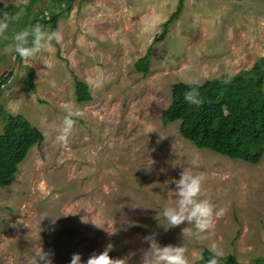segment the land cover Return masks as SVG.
Returning <instances> with one entry per match:
<instances>
[{
	"label": "rangeland",
	"instance_id": "obj_1",
	"mask_svg": "<svg viewBox=\"0 0 264 264\" xmlns=\"http://www.w3.org/2000/svg\"><path fill=\"white\" fill-rule=\"evenodd\" d=\"M2 1L15 4L19 18L0 38V130L5 110L22 114L43 138L0 186V264H31L41 248L52 264H71L75 253L86 264L109 243L111 257L140 264L142 238L152 233L161 246H183L189 264L213 243L241 264L264 256V152L256 163L231 159L182 137L178 120L159 119L172 82L232 74L264 56V0H183L161 39L177 0ZM54 12L62 42L53 41L42 61L24 62L10 50L12 37ZM144 53L146 72L134 66ZM28 66L33 90L23 80ZM76 79L87 84L89 101L74 99ZM66 108L83 115L62 144ZM184 168L204 175L201 198L227 210L202 238L183 236L187 223L162 226L163 209L178 199L170 181Z\"/></svg>",
	"mask_w": 264,
	"mask_h": 264
},
{
	"label": "trees",
	"instance_id": "obj_2",
	"mask_svg": "<svg viewBox=\"0 0 264 264\" xmlns=\"http://www.w3.org/2000/svg\"><path fill=\"white\" fill-rule=\"evenodd\" d=\"M32 0H28L31 2ZM27 2V3H28ZM27 3L24 5L27 6ZM183 0H177L175 8L161 23L156 39H161L167 31L170 21L175 19L182 7ZM13 3L0 0V20L4 14L13 15ZM49 17H35L31 28L36 24L44 27L50 22V32L55 25V14ZM264 56H258L249 68H241L232 74L222 72L199 81L198 91L203 103L199 106L190 105L184 100V94L190 90L185 81H174L170 85V100L159 114L162 123L178 120V132L190 140L198 148L210 149L231 159H242L256 163L264 152ZM148 53L138 57L134 66L146 72ZM33 67L28 66L23 77L26 88L33 90L31 80ZM4 78L0 77V85ZM230 80V83H223ZM74 99L86 102L91 99L87 84L76 79L74 82ZM4 123L0 130V186L12 181L18 170V163L25 157L32 145L38 144L42 131L20 113L2 111ZM203 259H200V256ZM212 257L209 248H203L200 255L191 264H208ZM254 264H264V256L252 258ZM219 264H241L232 252L223 253Z\"/></svg>",
	"mask_w": 264,
	"mask_h": 264
},
{
	"label": "clouds",
	"instance_id": "obj_3",
	"mask_svg": "<svg viewBox=\"0 0 264 264\" xmlns=\"http://www.w3.org/2000/svg\"><path fill=\"white\" fill-rule=\"evenodd\" d=\"M19 16L9 17L8 13L4 14V18L0 20V38L7 39L6 32L8 30L9 19H18ZM14 44L10 50L14 51L24 62L42 61L41 57L44 53H48L53 47V41L60 43L63 40L62 33L57 31L49 32L40 24L16 32L12 37ZM46 68L53 65L49 62ZM190 90L184 94V100L190 105L199 106L203 103L198 91L199 82L195 80L188 81ZM223 83H230V80H224ZM66 114L62 121L57 141L67 144L72 129L75 127L76 118L83 115L82 112L73 108H66ZM165 136L160 135V139ZM159 142V140H158ZM162 172L166 171L164 169ZM171 183L175 184V194L178 197L174 206H166L163 209L162 216L166 221V226L162 225L165 230L178 227L187 223L191 225L182 229L183 236L202 238L203 234L210 231L213 227L214 219L223 216L226 209H215L209 199L201 198L204 195L203 184L205 177L203 174L194 173L184 168L179 173V178H173ZM165 183H168L166 181ZM86 222V219H85ZM96 227L103 228L100 224L93 222ZM111 236L114 232L108 231ZM158 233H152L142 238L143 242L148 245L143 249L140 264H189L186 255V249L183 246H161L157 240ZM114 250V245L109 243L99 254L93 253L86 261V264H128V257L113 258L109 255ZM209 251L212 257L208 260V264H219V259L223 256V250L216 243H213ZM203 259L201 255L199 257ZM31 264H52V253L45 252L42 248L40 252L33 258ZM71 264H82L81 255L73 254Z\"/></svg>",
	"mask_w": 264,
	"mask_h": 264
}]
</instances>
